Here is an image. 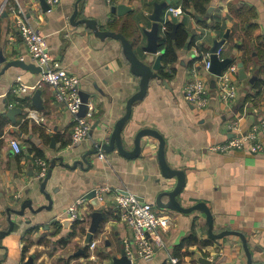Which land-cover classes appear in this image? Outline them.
I'll return each instance as SVG.
<instances>
[{
  "label": "crops",
  "instance_id": "obj_1",
  "mask_svg": "<svg viewBox=\"0 0 264 264\" xmlns=\"http://www.w3.org/2000/svg\"><path fill=\"white\" fill-rule=\"evenodd\" d=\"M162 1L61 0L48 9L42 0H0V51L6 57L0 64V264H24L31 256L36 264H114L125 252V240H133L135 234L116 208L118 194L125 192L160 203L161 210L175 220L165 236L167 249H159L151 261L131 259L132 264H171L169 253L179 258V264H202V257L212 264H248L246 243L253 264H264V151L210 148L232 136V120L239 122L241 132H247L264 118V0H210L205 15L190 7L171 19L174 27L183 23L189 37L178 49L171 75L166 78L163 71L155 72L146 95L134 103L131 117L121 128L128 152L135 150L140 131L158 132L165 140L166 171L160 162L162 141L155 134L141 137L134 157L122 154L117 145L109 148L104 160L93 152L95 142L110 140L117 121L127 113L129 100L141 89V77L120 39L97 34L88 22L72 23L71 17L78 9L75 22L95 19L100 30L122 33L142 57L141 47L147 43L144 30L152 28L150 14ZM121 4L128 7L123 14L112 10ZM168 6H182V0H171ZM19 7L31 25L46 35L51 54L79 76L80 91L91 94L89 108L95 110V117L86 140L73 143V115L55 102L49 86L39 85L40 72L7 67L23 56V61L34 64L17 29ZM251 23L257 27L246 35L244 30ZM217 41L223 42V58L238 64L247 58V77L242 79L239 69L238 93L231 102L221 98L218 82L212 83L217 79L205 69L200 54ZM193 67L209 84L211 101L204 108L185 98ZM19 83L29 86V94L20 103ZM37 90L40 105L35 103ZM28 107L41 114L44 122L28 119ZM13 138L24 147L22 154L12 149ZM36 155L55 162L46 184L47 176H37ZM177 189L175 200L182 209L171 203ZM93 190L97 198L99 193L104 196L99 205L88 197ZM83 199L81 219L70 221L66 209ZM90 230L94 237L86 254H79ZM191 234L198 241L186 243ZM94 241L97 246L90 250Z\"/></svg>",
  "mask_w": 264,
  "mask_h": 264
},
{
  "label": "built area",
  "instance_id": "obj_2",
  "mask_svg": "<svg viewBox=\"0 0 264 264\" xmlns=\"http://www.w3.org/2000/svg\"><path fill=\"white\" fill-rule=\"evenodd\" d=\"M61 0H47L50 5H57ZM112 0H109L111 2ZM184 13L182 6H168L163 14L161 22L162 32H166V26L175 16ZM16 25L18 32L27 46V52L34 64L40 67L41 80L39 85L49 86L54 94L55 102L62 104L73 115L72 141L77 143L86 140L92 129V123L95 117V110L90 109L84 114L81 113L83 99L80 91V78L76 74L65 69L60 60L55 58L49 51L46 35L40 33L31 25L26 11L19 7L16 12ZM224 46L222 45L216 52L221 59ZM205 58L204 67L210 72L212 66L210 50L200 52ZM25 60V57H21ZM239 65L237 61L231 63L225 68L220 76H215L219 85L221 98L226 102L235 100L238 93V86L235 82V76L238 75ZM192 77L185 85V98L188 102L197 108L207 107L211 101L209 93V84L200 75L197 67L191 70ZM17 102H23L29 94V86L24 83L16 84ZM27 118H32L38 123L44 122V117L36 110L27 108ZM239 122L232 120L229 124V130L233 133L227 140L212 144L211 150L220 152H230L233 150H245L249 153H259L264 151V118L256 124L251 130L241 132ZM103 142H95L98 147L97 156L100 159L107 158V152L102 147ZM12 149L16 154H22L24 147L17 138L11 140ZM34 167L37 176L43 179L47 176L52 167L51 160L44 156H35L33 158ZM54 162V161H53ZM104 199L103 194L99 193L98 200ZM84 201L79 200L70 205L65 211V217L72 222L81 219L79 204ZM116 208L121 219L124 220L134 231L133 240H125L124 249L130 259L136 257L144 258L146 261L154 259L159 249H167L165 236L175 225L174 218L161 210L155 202L141 200L136 194L131 192L119 193L116 199ZM97 242L90 245V250L95 249ZM168 261L171 264H179V258L173 254H168Z\"/></svg>",
  "mask_w": 264,
  "mask_h": 264
},
{
  "label": "water",
  "instance_id": "obj_3",
  "mask_svg": "<svg viewBox=\"0 0 264 264\" xmlns=\"http://www.w3.org/2000/svg\"><path fill=\"white\" fill-rule=\"evenodd\" d=\"M42 4L44 5L45 8H50V4L49 6L47 5V0H42ZM171 4V0H164L162 2H158L155 4V8L154 11L150 14V18L153 20V25L152 28L149 30H144V35L147 37V43L145 45H143L141 47L142 52H144V55L141 57L139 56L135 49L134 46L129 42V40L126 38L125 35H123L122 33H117V32H113V31H109V30H100L98 28V22L95 19H83L80 20L78 22H75V19L77 17L78 14V9L75 10L74 14L71 17V22L72 23H82V22H88V26L94 30H96L97 34L101 35V36H110V37H114L117 39H120L123 42L125 51L131 61V66L133 68L136 69V74H138V76L141 77V89L140 91L135 94L134 96H132V98L129 100L128 102V107H127V113L120 119L117 121L116 126H115V130L112 134V136L110 137V140L108 142H103L102 147L104 148V150L106 152H108L109 148H113L114 146L117 145L118 149L121 151L122 154H124L127 157H134L137 156V154L140 151V139L142 136H144L145 134H155L157 136L160 137L161 141H162V147L160 149V162L162 164L163 170L166 171L167 166L164 163L163 160V148L165 145V140L164 138L155 130H150V129H144L142 131H140L137 135L136 138V148L133 152H128L125 150L123 143H122V139H121V128L122 125L131 117L132 114V109H133V105L136 101L144 98V96L146 95L147 91H148V86L150 83V80L154 77L157 76V74L155 72H158L162 70L163 68V64H162V57L163 54L165 52L164 49H162V44L161 41L163 39V34L164 32L161 33V22L163 21V14L165 9L167 8L168 5ZM128 7L124 4L118 5V6H113L112 10L114 12H119V14H123L124 10L127 9ZM176 34V27L174 28V30L171 32V35L174 37ZM223 45L222 41H217L215 42V44L213 45V47L211 48V61H212V66L210 68V72L215 75V76H220L223 72V70L225 68H227V66L231 63V59L230 58H224L221 59L218 54L216 53L218 51V49ZM151 55H155V59L151 58ZM6 62V57L3 55V53L0 51V64ZM20 66L24 69H29L33 72H40L41 69L40 67L36 66V64H30V63H26L23 60H12L8 63L7 67L9 66ZM239 68H240V77L242 79L247 77V74L245 72L244 69V64L243 62H240L239 64ZM213 85L217 84V81L214 79L212 81ZM40 90H37V92L35 93V99H38L35 103L37 105H40ZM81 96L83 99V105H82V109H81V113L82 115H84L88 110H89V101L91 99V94L88 92H84L81 91ZM39 101V102H38ZM93 152L97 154L98 152V147L93 148ZM55 166V162L52 164V167L49 169L48 175L45 178V180L43 181V184H46V182L48 181V179L50 178L51 174H52V168ZM172 173L174 174H182V172L180 171H173ZM180 191V189H177L175 192H173L171 194V203L177 207V208H181L180 204H178L175 200V196L176 194ZM97 192L95 190H93L88 197L93 199V202L96 205H99L100 201L97 198ZM47 197L50 198L47 194ZM141 200H144V198H140ZM159 207H162V205L160 203H158ZM29 207L32 208V204H29ZM24 210L22 212H19V214H23ZM213 218H212V213H209V222L212 223ZM94 237V231L90 230L83 241V246L80 248L79 250V254H86V248L87 246L90 244V242L92 241ZM246 240V239H245ZM247 242V240H246ZM246 249L249 253V262L248 264H253V256L252 254H250L249 251V247L246 243ZM125 251V250H124ZM200 262H202V264H212V262H210L207 258H200L199 259ZM24 264H36L35 263V259L33 256L29 257L28 260H26L24 262ZM114 264H132L131 259L127 256L126 251L124 252L123 256L121 258H118L117 260H115Z\"/></svg>",
  "mask_w": 264,
  "mask_h": 264
},
{
  "label": "trees",
  "instance_id": "obj_4",
  "mask_svg": "<svg viewBox=\"0 0 264 264\" xmlns=\"http://www.w3.org/2000/svg\"><path fill=\"white\" fill-rule=\"evenodd\" d=\"M210 0H182V7L184 11L186 12L188 8H193V10L197 14L205 15L207 12V4ZM250 11V9H248ZM204 22V21H203ZM205 23V22H204ZM257 25L256 24H249L247 28H245L244 32L246 35L253 34ZM174 22L169 21L166 26V32L163 34V39L161 41L162 49L165 50L163 54V63L164 66L161 71H163L164 76L166 78L170 76L171 70V64L177 61L178 59V49L185 45L188 37H189V31L185 27L183 23H180L176 27V34L173 37L171 35V32L174 30ZM258 37H262L261 35H257ZM248 48L244 49V55L247 53ZM234 62L236 60H233ZM243 64H247V58L242 57ZM262 82H258L257 85L259 86ZM263 84V83H262ZM36 156H42V155H36ZM193 240L198 241L196 235L191 234L190 237L186 238V243H192ZM184 242V244H186ZM201 243V242H200ZM205 243V242H204ZM180 246L179 248H181Z\"/></svg>",
  "mask_w": 264,
  "mask_h": 264
},
{
  "label": "flooded vegetation",
  "instance_id": "obj_5",
  "mask_svg": "<svg viewBox=\"0 0 264 264\" xmlns=\"http://www.w3.org/2000/svg\"><path fill=\"white\" fill-rule=\"evenodd\" d=\"M169 71H171V70H169Z\"/></svg>",
  "mask_w": 264,
  "mask_h": 264
}]
</instances>
